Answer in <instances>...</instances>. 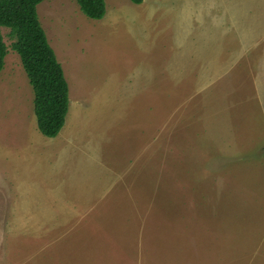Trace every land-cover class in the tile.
Listing matches in <instances>:
<instances>
[{"label":"rangeland","instance_id":"obj_1","mask_svg":"<svg viewBox=\"0 0 264 264\" xmlns=\"http://www.w3.org/2000/svg\"><path fill=\"white\" fill-rule=\"evenodd\" d=\"M106 4L98 21L38 7L70 87L68 162L25 141L35 93L2 29L0 264H264V0Z\"/></svg>","mask_w":264,"mask_h":264},{"label":"trees","instance_id":"obj_2","mask_svg":"<svg viewBox=\"0 0 264 264\" xmlns=\"http://www.w3.org/2000/svg\"><path fill=\"white\" fill-rule=\"evenodd\" d=\"M47 0H0V74L6 64L8 46L2 32L10 30L12 48L21 57L35 93V115L40 133L57 138L70 111V87L62 64L52 48L39 18L38 7ZM91 20L107 14L106 0H75ZM141 5L144 0H131Z\"/></svg>","mask_w":264,"mask_h":264},{"label":"crops","instance_id":"obj_3","mask_svg":"<svg viewBox=\"0 0 264 264\" xmlns=\"http://www.w3.org/2000/svg\"><path fill=\"white\" fill-rule=\"evenodd\" d=\"M150 9L152 10V12H155L156 11V10L153 9V7H150ZM152 12L147 15V18H149V19H152L153 18V13ZM145 29L147 30L148 29V26H146ZM190 31H189V29H188L187 26H184V27H182L181 31L178 32V35H180V42L181 43H191V42H194V41H189V38H195V37H192V36H189L188 35V33ZM148 34L149 35H146L145 37H150L151 36V33L150 32H148ZM144 42H146V41H144ZM38 131H39V129H38V123H37V128H36L35 125L32 126L30 128L29 133L26 134V135H24L25 136L24 138H25L26 143H28V145L31 148H37L39 145H41L36 140V136H38ZM63 138H66L67 141L66 142H63L62 141ZM49 139H51V138H49ZM54 139L55 140H58V143L56 144V146H59V149L61 150L62 158L66 162H68L69 159H71L73 157V155L76 154L75 153V150L78 149V144L76 143L75 139H73L72 135H70L69 133H66L64 131H62V133L57 138H54ZM40 142L41 143H44V146L42 145L43 147H46L45 146L44 139H42V137L40 139ZM26 143H25V145H26ZM47 145H48V147L54 146L53 143H49ZM47 149L50 150L47 154L52 153V149H50V148H47ZM83 150L84 149H82V147H81V151H83ZM50 157H52V155H50Z\"/></svg>","mask_w":264,"mask_h":264}]
</instances>
